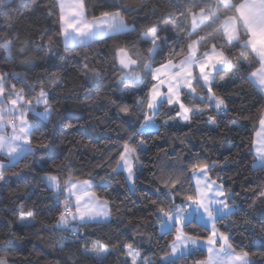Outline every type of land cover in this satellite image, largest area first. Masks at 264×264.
Wrapping results in <instances>:
<instances>
[{
	"label": "snow or ice",
	"instance_id": "obj_1",
	"mask_svg": "<svg viewBox=\"0 0 264 264\" xmlns=\"http://www.w3.org/2000/svg\"><path fill=\"white\" fill-rule=\"evenodd\" d=\"M97 2L32 0L29 5L22 0L20 8L27 11L21 12L15 0H0L3 59L11 64L12 56L17 55L31 70L39 66L37 57L43 56L61 69L29 84L28 76L0 68V191L6 173L25 161L39 171L34 177L37 185L51 193L54 207L59 209L51 223L38 219L35 207L28 206L37 193L30 191L23 199L16 198L19 203L10 209L12 215L25 228L40 224L41 231L54 237L53 247L66 253L57 264H84L87 259L104 264L113 254L118 256V264H254V253L237 245L233 237V217L241 210L233 190L224 183V172L230 170L227 157L220 164L201 153L177 151L176 139L147 162L143 157L151 152L153 134L162 138V128L183 124L190 131L193 123H203L209 133L217 132L219 120L231 111L227 97L218 94L220 89L243 81L264 99V0H101L98 14ZM21 20L35 29L23 40L24 29L17 27ZM40 21L43 28L38 26ZM109 40L113 43L101 61L96 46ZM66 67L78 73L84 86L96 91V100L101 98L109 73L119 90L118 95L112 90L114 98L93 107V111L105 110L97 127L119 121L113 129L116 136L95 149L103 157L96 167L108 166L100 184L96 182L98 173L73 162L74 156L83 155L80 149L87 144L70 141L71 147L64 145L56 153V137L35 135L53 120L56 107L50 86L65 82ZM225 70L226 76L218 82ZM90 96L91 92L81 100L77 94L75 99L87 108ZM240 118L256 121L247 170L264 173V108L256 116L241 114ZM64 121L68 128L75 127L70 118L64 117ZM236 126L233 120L226 128L230 131ZM220 135L227 138L223 132ZM178 139L183 144L187 135ZM56 155H63L59 164L53 161ZM242 162L236 161L234 166L239 168ZM146 172L154 198L148 201L145 215L128 216L131 209L124 201L117 205L102 194L113 183H122L128 192L136 193ZM258 204L264 205V185L251 189L249 208L255 210ZM114 212L128 216L134 224L130 242H121L117 235L89 239L82 231L92 225L116 223ZM243 223L251 220L246 218ZM141 227L148 232L149 244L155 240L151 256L142 248L145 236ZM12 238L9 232L0 244ZM0 264H9L6 255H0Z\"/></svg>",
	"mask_w": 264,
	"mask_h": 264
},
{
	"label": "trees",
	"instance_id": "obj_2",
	"mask_svg": "<svg viewBox=\"0 0 264 264\" xmlns=\"http://www.w3.org/2000/svg\"><path fill=\"white\" fill-rule=\"evenodd\" d=\"M21 2L22 0H15V5L21 12H26V8H20ZM47 2L50 3L51 0H47ZM108 2H119V0H108ZM129 2L139 3V0H129ZM149 2L159 3L160 0H149ZM28 3L31 5L32 0H28ZM100 3L101 0H98L97 14L101 10ZM132 15L135 16L136 14L133 13ZM140 15L142 16L143 13ZM38 26L43 28L45 24L40 21ZM17 27L24 29L21 32L22 40L28 33L35 31L24 20H21ZM30 38L34 39L35 37L32 36ZM112 43L109 40L96 46V50L101 53L99 57L101 61L105 59L103 53L107 52L108 47ZM18 47L16 50H18ZM4 56L5 53L0 51V68H6L28 76L27 82L29 84L36 80L37 77L54 75L61 71L59 67H53L43 56L37 57L39 66L31 70H29L30 66H25L21 63L19 56L13 55L12 61L14 63L11 64L3 59ZM63 71L66 73L65 82L56 87L50 86L51 95L54 97L53 104L56 107L53 120L47 124L46 129L42 127L35 135L41 136L43 133L47 138L56 137V153H60L64 145L71 147L70 141H82L87 144L88 147L80 149L83 155L74 156L73 162L76 167L83 168L85 171L91 170L94 173H98L96 182L100 184V177L104 176L108 171V166L96 167L103 157L97 155L95 149L97 146L103 147L109 137L114 138L116 136V132L113 129L117 128L119 121L113 120L107 127L103 125L97 127L98 118L103 117L105 110L93 111V107L114 98L112 90H115L117 95L119 94V90L116 89L115 77L111 73L108 74L105 87L101 91V98L96 100V91L84 86L83 79L79 77L74 69L66 67ZM224 76H226V70L221 73L220 77H217L218 82H222L221 77ZM89 92H91V96L87 101L89 107L85 108L80 101L75 99V96L78 94L81 100H84ZM218 94L227 97L228 107L231 111L227 118L219 120L217 132L209 133L203 123H193L190 131L183 124L168 130L162 128L160 129L162 138H156L155 134H153V138L149 139L151 152L143 159L147 162L149 158L157 153L159 148L168 147L173 139L177 140V151L183 149L185 153L189 151L193 154L201 153L210 161L216 160L220 164H223L225 157H227L230 170H225L224 172L227 177L224 183L233 190L237 206L241 210L236 217H233L236 221L232 229L234 240L240 247L254 253V264H264V229L261 228V225H264V205L258 204L255 210L249 208L251 189L257 185H264V173L249 172L247 170L250 168L252 160L249 152V143L253 137L256 121L240 118L241 114L258 115L259 111L264 108V99H261L256 91L243 81L230 85L226 90L220 89ZM64 117L70 118L75 127L68 128ZM233 120L237 121V126L229 131L226 126L230 125ZM62 121L64 122L62 123ZM101 127H103V131L100 130ZM120 131L122 132L123 129L121 128ZM221 132L226 134V139L221 138ZM184 135H187V139L183 144H180L178 138ZM62 139L64 141L63 144H61ZM166 141L168 142L167 144ZM62 160L63 155H56L53 158L55 164H59ZM240 160L243 161L241 166L239 168L235 167V162ZM53 161L49 162L50 167L53 165ZM11 172H15L17 175H11ZM237 173H239V176H237ZM39 175V171L34 169L31 163L26 166L25 161H21L15 169L6 173V184H3L2 191H0V239L7 240L9 232H11L13 238L6 244H0V255H6L9 264H57V261L66 255V253H61L53 247L52 241L54 237L49 236L47 232L41 231L40 224H37L35 228H25L17 222L18 218L13 216L10 211L15 204L19 203V200L16 199L17 197L23 199L30 191H35L37 194L33 195L28 206L35 207L38 219L49 223L54 221L59 209L54 207L51 193L44 189L43 186L37 185L34 177ZM149 176L150 173L146 172L145 176L140 178L136 193L128 192L122 183H113L106 191H102V194L113 199L117 205L124 201L128 208L131 209L128 216L145 215L148 201L154 198L153 190L147 186L146 178ZM245 177L251 180L252 183L248 184L244 179ZM117 179L119 180L120 178L117 177ZM116 197H119V199H116ZM128 216L121 217L120 214L114 212L113 220L117 221L116 223L92 225L82 229V231H86L89 234V239H107L117 235L121 242H130L134 237L135 226L129 223ZM246 218L250 219L251 223L244 224L243 221ZM140 231L145 236L142 248L147 255L151 256L150 249L155 248V240L153 239L152 243L149 244L146 240L148 232L143 227H141ZM56 235L59 236L60 234L57 233ZM135 240L140 243V236L136 235ZM112 242L114 243L115 240ZM84 264H94V262L87 259ZM104 264H118L117 254L109 256Z\"/></svg>",
	"mask_w": 264,
	"mask_h": 264
}]
</instances>
